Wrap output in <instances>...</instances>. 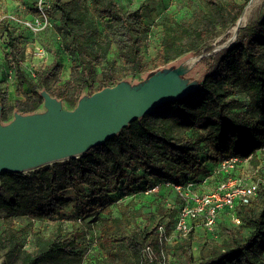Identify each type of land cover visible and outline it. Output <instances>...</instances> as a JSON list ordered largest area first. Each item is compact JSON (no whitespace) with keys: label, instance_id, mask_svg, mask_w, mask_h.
Here are the masks:
<instances>
[{"label":"trees","instance_id":"16d2710c","mask_svg":"<svg viewBox=\"0 0 264 264\" xmlns=\"http://www.w3.org/2000/svg\"><path fill=\"white\" fill-rule=\"evenodd\" d=\"M13 1L30 15L0 18L3 124L15 113L39 112L42 92L72 110L86 95L141 80L189 54L205 50L211 68L193 91L83 155L29 172L1 173L0 264H150L144 248L159 249L160 226L173 234L184 204L176 193L167 206L166 195L175 191L166 184L191 183L204 194L241 177L237 169L245 162L254 167L263 162L264 2L260 16L238 29L234 43L213 52L208 42L235 28L244 5L181 0V16L160 12L145 24L152 10L144 2L130 8L129 0H42L41 10L39 0ZM42 14L48 21L44 29L35 33L25 26ZM37 47L52 63L39 68L27 63L26 49ZM10 74L21 97L10 98L2 88ZM231 157L241 162L222 171V161ZM255 172L256 195L234 209L240 223L227 225L225 210L216 222L217 238L191 230L172 239L171 264H264V165Z\"/></svg>","mask_w":264,"mask_h":264},{"label":"water","instance_id":"95a60500","mask_svg":"<svg viewBox=\"0 0 264 264\" xmlns=\"http://www.w3.org/2000/svg\"><path fill=\"white\" fill-rule=\"evenodd\" d=\"M240 19L231 43L241 27ZM191 68L182 63L151 72L137 84L120 82L82 97L72 110L64 109L59 100L42 92L43 107L39 112L15 113L6 124L1 122L0 113V174L32 171L76 158L104 144L163 103L193 91L203 78L189 82L185 77Z\"/></svg>","mask_w":264,"mask_h":264},{"label":"rangeland","instance_id":"374dc122","mask_svg":"<svg viewBox=\"0 0 264 264\" xmlns=\"http://www.w3.org/2000/svg\"><path fill=\"white\" fill-rule=\"evenodd\" d=\"M181 0H167V2H162L161 0H129V3L127 6H129L130 8H137L139 7V4H141L140 2H144V4H147V6H149V9L152 10L151 13L148 14V16L145 18V24H148L151 21H155L158 19L159 17V13L162 12H175L176 15L181 16L183 14V12L185 11V8L183 7V5L181 3H179ZM251 0H234L235 3H237L238 5H244V8L241 12V14L239 15V18L244 16V24L240 25L241 27L248 24L249 22H252L254 20H256L261 12H262V4L264 2V0H259L255 3H250ZM246 2V4H244ZM17 11V12H15ZM19 15L23 16V15H30L29 12H27L25 10V6L21 5L20 3H15L13 0H1L0 1V18H2L5 15H14L15 13H18ZM236 12V9H234L232 11V13ZM239 20V19H238ZM153 31H155L154 28H151L150 34L148 36V42L150 43V39L152 38L153 35ZM235 33V28L229 29L227 31H222L219 32L215 37H213L207 44V48H214V52L218 51L219 48L225 46V45H230L231 44V40L234 36ZM148 54L150 55H154V41L151 43V45H149V49H148ZM205 50L201 51V53L199 54H189L183 58H181L180 60H178L175 63L169 64L167 66H164L158 70L170 67V66H179L180 64L184 63V64H190V66L192 67L191 70L189 71L188 74H186V79L189 80V82H197L200 81L203 76L210 70L211 68V63L209 60V56L210 54L204 55L206 53H204ZM26 54H27V63L33 62V64L35 65V67L37 66V68H39L40 66L43 65H48L50 63H52L53 59L51 57V55H48L45 59H35L33 54H32V50L30 48L26 49ZM204 55V57H203ZM4 56V51L2 50L1 46H0V62H1V58L3 59ZM203 59V61H202ZM66 69H68V65H64V75L66 73ZM157 71V70H156ZM154 72V71H153ZM151 73V72H150ZM149 73L143 75L141 77V80H143L146 75H148ZM139 80V81H138ZM140 79H134V80H129L128 82H130L131 84H137L138 82L141 81ZM138 81V82H137ZM2 88L8 93L10 98H14L16 96L21 97L22 96V92L23 90L17 91V87H16V80L15 77L12 74V77L9 78L7 76V78L3 81L2 83ZM264 157V156H263ZM264 165V158H263V162H261L260 164H258L257 167L252 166L251 164H249V162H245L242 166H239V168L237 169V174L240 175L241 177H246V178H252V176L256 173L255 171L259 170L262 168V166ZM29 172V171H27ZM198 189H196L194 191V193H198L197 192ZM204 191H207V188L203 189ZM153 191L154 193L157 192ZM209 191V190H208ZM170 192V191H169ZM175 194L173 193H168L166 195L165 201L169 204L173 203ZM225 223L229 226H231V222L230 220L227 218V216H225ZM231 224V225H230ZM25 225V222H23L21 224V226ZM46 232L49 230L48 229V225L45 226V228H43ZM192 230H194L196 232V235L198 236H202V234L205 232V230L202 228L200 223H195L192 227ZM220 229L218 228L217 232H219ZM177 238L175 235H173L172 233L170 235H168V240L165 243V248L163 249L162 253L160 252V250L158 249L157 251H155L156 257L155 259H153L151 262H149L150 264H155L157 263V258L158 260L163 259L166 263L171 264V262L173 261L172 258V254H171V249H169L171 247V242L172 239ZM28 245L30 246V243H28ZM30 249V247H27ZM158 264V263H157Z\"/></svg>","mask_w":264,"mask_h":264},{"label":"built area","instance_id":"2783aa9c","mask_svg":"<svg viewBox=\"0 0 264 264\" xmlns=\"http://www.w3.org/2000/svg\"><path fill=\"white\" fill-rule=\"evenodd\" d=\"M41 4L42 0H39V8L42 10ZM9 18L13 19V17ZM47 25L48 21L44 15L43 19H34L31 22H25V26L35 33L44 29ZM32 54L35 59H44L45 56L44 51L38 47L32 51ZM31 74L34 76L33 72ZM11 77L10 74L9 78ZM240 162L238 158L231 157L223 160L220 168L222 171L228 172ZM166 186L172 187L184 202L178 212L173 234L178 238L188 235L193 227L191 226V222L199 220L202 228L213 236V238H217L218 235L215 227L219 216L226 210L230 221L238 225L240 221L235 215L234 209L238 204H248L250 202L257 193L259 182L246 177L228 178L216 188L204 194L194 193V185L191 183H187L185 186L170 184H166ZM156 190L157 188H154L152 191ZM167 206L169 207L170 204L167 203ZM157 234L159 250L162 253L165 243L168 240V235L163 226L158 228ZM143 255L150 262L156 257L153 249L149 246L144 248ZM159 264L169 263H166L163 258Z\"/></svg>","mask_w":264,"mask_h":264},{"label":"bare ground","instance_id":"6f19581e","mask_svg":"<svg viewBox=\"0 0 264 264\" xmlns=\"http://www.w3.org/2000/svg\"><path fill=\"white\" fill-rule=\"evenodd\" d=\"M257 1H259V0H253L252 3H255V2H257ZM243 22H244V16L241 17V19H240V21H239V23H238L239 26H240V25H243V24H244ZM233 43H234V42H233Z\"/></svg>","mask_w":264,"mask_h":264}]
</instances>
